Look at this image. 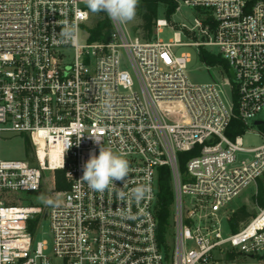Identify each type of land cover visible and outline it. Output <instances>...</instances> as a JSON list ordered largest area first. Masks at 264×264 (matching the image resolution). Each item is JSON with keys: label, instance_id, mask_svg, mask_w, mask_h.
<instances>
[{"label": "built area", "instance_id": "1", "mask_svg": "<svg viewBox=\"0 0 264 264\" xmlns=\"http://www.w3.org/2000/svg\"><path fill=\"white\" fill-rule=\"evenodd\" d=\"M174 1L173 17L186 8L193 19L159 18L145 40L106 15L110 36L92 41L98 14L84 0H0V143L10 135L32 144L26 161L0 153V264H229L228 253L264 264V207L223 235L227 207L264 175V145L245 148L244 134L227 136L237 119L264 137V124L255 125L264 121V0ZM69 26L77 39L64 43ZM164 28L174 32L169 42L158 39ZM181 47L201 57L218 48L227 78L208 69L211 82H192ZM165 105H181L187 122ZM101 147L124 155L131 169L126 185L114 181L118 189L103 193L80 180ZM188 152L196 155L182 168ZM163 168L174 194L172 250L158 238ZM57 171L69 188L48 210L7 197L39 192L46 172L56 186ZM39 215L49 219L52 253L36 240Z\"/></svg>", "mask_w": 264, "mask_h": 264}, {"label": "rangeland", "instance_id": "2", "mask_svg": "<svg viewBox=\"0 0 264 264\" xmlns=\"http://www.w3.org/2000/svg\"><path fill=\"white\" fill-rule=\"evenodd\" d=\"M184 15L176 14L173 17V21L176 24L182 23L186 19L192 20L195 15V11L191 9L184 8ZM163 12V11H162ZM163 14V13H162ZM160 18H165L161 16ZM93 26L96 24V20L92 21ZM130 32L138 34L137 26L139 25V19L135 17L133 21L126 24ZM174 37V32L170 28H164L161 33L158 34V39L169 42ZM187 42L186 39L183 40ZM176 54L181 56L182 54L190 55L191 62L188 66V74L192 82L196 84H204L212 81L208 69L213 78H227V74L223 70V64L220 62V50L218 48H211L209 50V59L208 62H204L200 55L199 50L193 47H181L176 50ZM71 62V59L69 60ZM164 111L170 109L176 110L175 121L179 123L187 122L186 113L183 110L181 105H165L163 107ZM260 119L264 120V112L259 116ZM252 121L250 124L252 125ZM244 147L245 148H257L264 145V137L259 134V128H252L248 130L243 135ZM0 153L2 159L5 160H23L26 161L27 158V149L25 141L22 137L19 136H3L0 143ZM30 153V152H29ZM28 153V154H29ZM32 163H34L32 161ZM45 181L42 189L39 192H9L8 196L10 199H14V205L22 206H35L42 207L45 211L48 210L54 202L59 203L61 201L62 191H58L54 184V174L51 172L45 173ZM264 182V178L261 179ZM258 184L256 186H251L246 189L238 198H236L226 209L225 213L232 217L234 212L239 208L245 207L249 214L252 215L251 219L258 212V205L254 201L253 197L258 193ZM249 220V221H250ZM248 221V222H249ZM36 222L39 225L37 234L35 235L36 240L40 242H45L49 249V253H52V235L50 232V222L48 217L44 215H39L36 218ZM247 222V223H248ZM230 222L227 218L223 219V235L225 237L232 234V229ZM173 234L169 237L168 242L171 250L173 249ZM260 257V258H259ZM254 259L247 256H241L233 262L232 264H263L261 256Z\"/></svg>", "mask_w": 264, "mask_h": 264}, {"label": "trees", "instance_id": "3", "mask_svg": "<svg viewBox=\"0 0 264 264\" xmlns=\"http://www.w3.org/2000/svg\"><path fill=\"white\" fill-rule=\"evenodd\" d=\"M177 5L174 0H140L139 7L137 8L136 18L139 19V25L137 31L145 40H151L155 37L156 21L164 16L166 19L171 20L176 13ZM163 11V12H162ZM163 13V14H162ZM110 22L104 13L98 14V22L91 30L92 41H106L111 33ZM209 55L203 54L202 60L208 62ZM226 66L225 62H222ZM246 129L242 123L234 119L231 126L227 131V136L231 139L236 138L239 135L245 134ZM25 145L27 153L32 151V144L29 138H25ZM196 155L195 152H188L181 154L182 168H185V159H189ZM258 180V193L253 197L258 207H264V182L261 179ZM69 188L65 179V173L63 171L56 172V189L58 191H65ZM174 204V194L172 189L171 175L167 168L161 169L158 179V194H157V207L156 216L158 219V238L160 243H167L172 233V211ZM255 216V215H254ZM252 215L249 214L245 207L239 208L231 218V228L234 233L238 232L241 227L246 224ZM241 255L235 253H228L226 256L227 263L236 262Z\"/></svg>", "mask_w": 264, "mask_h": 264}, {"label": "clouds", "instance_id": "4", "mask_svg": "<svg viewBox=\"0 0 264 264\" xmlns=\"http://www.w3.org/2000/svg\"><path fill=\"white\" fill-rule=\"evenodd\" d=\"M84 3L90 13H104L113 22L124 25L135 19L140 0H84ZM60 35L64 38V43H71L77 39L76 31L71 26L62 28ZM69 147L71 145H68L66 150ZM130 172L129 161L124 155L101 147L99 155H91L83 165V175L80 180L92 191L103 193L118 189L114 181H124L126 185ZM133 194L137 200L142 199L146 189L143 186L137 187Z\"/></svg>", "mask_w": 264, "mask_h": 264}, {"label": "water", "instance_id": "5", "mask_svg": "<svg viewBox=\"0 0 264 264\" xmlns=\"http://www.w3.org/2000/svg\"><path fill=\"white\" fill-rule=\"evenodd\" d=\"M231 75H232L233 78H235V74H234L233 71H231ZM263 124H264V121H260V120H259V121H256V122H255V125H256V126H262Z\"/></svg>", "mask_w": 264, "mask_h": 264}]
</instances>
